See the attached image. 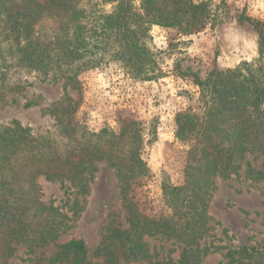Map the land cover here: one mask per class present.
Wrapping results in <instances>:
<instances>
[{"label":"trees","instance_id":"1","mask_svg":"<svg viewBox=\"0 0 264 264\" xmlns=\"http://www.w3.org/2000/svg\"><path fill=\"white\" fill-rule=\"evenodd\" d=\"M0 0V74L7 59L15 58L28 71L64 77L73 82L83 68L94 62H117L133 78L149 81L154 75V56L146 45L149 27H175L183 32L201 26L206 5L194 0ZM106 6H111L106 10ZM45 19L55 24L46 34L36 26ZM258 33L259 58L234 70H212L204 79L194 77L202 117L183 112L175 117V138L188 145L187 187L165 189L173 209L171 219L139 221L131 214L129 230L113 229L100 249L104 264H198L208 254L221 252L226 264H264V250L255 247L208 245L211 220L207 216V191L212 178H228L241 168L239 161L256 151L264 154V26ZM75 105L65 94L49 113L55 133H34L13 121L0 129V238L11 237L27 245L28 252L46 246L67 229L66 217L38 197L35 177L67 181L79 194L88 192L93 161L107 160L113 168L123 201L133 182L145 176L141 158L143 143L140 122L119 120L118 131L91 134L72 124ZM245 177L264 180V170L246 162ZM191 186V187H190ZM189 190V192H188ZM188 192V193H187ZM225 230L222 232L224 234ZM144 234L175 239L182 245L177 260L151 262ZM47 264H88L82 240L57 246Z\"/></svg>","mask_w":264,"mask_h":264},{"label":"rangeland","instance_id":"2","mask_svg":"<svg viewBox=\"0 0 264 264\" xmlns=\"http://www.w3.org/2000/svg\"><path fill=\"white\" fill-rule=\"evenodd\" d=\"M48 0H37L40 4ZM206 5L201 26L183 32L175 27L151 25L146 45L154 56L157 78L143 81L133 78L117 62H94L83 68L73 82L65 85L64 77L28 71L15 58L7 59L0 74V129L16 121L34 133L53 134L54 117L49 109L67 94L75 105L72 124L91 134L103 130L118 131L119 120L140 122L143 143L141 158L145 176L136 179L126 193L133 205L123 201L119 182L107 160L93 161L92 178L86 194L77 193L69 182L35 177L39 200L64 215L67 229L59 237L32 253L24 243L11 237L0 238V264H47L57 246L70 240H82L88 264H104L100 249L110 232L129 230L131 214L139 221L171 219L170 195L163 187H187L186 168L190 157L188 145L175 138V117L187 112L202 117L198 88L194 77L204 79L212 70H234L242 63L258 58V33L254 25L264 26V0H194ZM140 1L134 0L139 8ZM111 6H106L110 10ZM46 34L54 33L50 19L37 26ZM241 168L228 178L215 176L207 191V216L210 230L201 245L255 247L264 250V180L245 177V164L264 170V154H246ZM191 187V186H190ZM189 192V190H188ZM187 192V193H188ZM224 234L222 233L223 231ZM142 242L151 262L178 259L180 242L160 235L144 234ZM128 264H149L147 261ZM198 264H226L221 252L208 254Z\"/></svg>","mask_w":264,"mask_h":264}]
</instances>
